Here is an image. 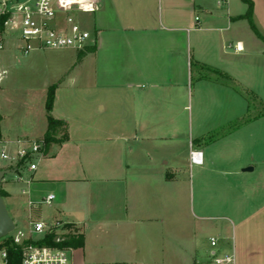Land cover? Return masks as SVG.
<instances>
[{"label": "crops", "instance_id": "obj_1", "mask_svg": "<svg viewBox=\"0 0 264 264\" xmlns=\"http://www.w3.org/2000/svg\"><path fill=\"white\" fill-rule=\"evenodd\" d=\"M252 1L255 20L263 2ZM94 2L59 13L61 23L89 13L92 29L77 20L90 32L81 56L75 48L47 54L58 80L45 87L57 85L52 114L67 122L68 139L43 151L36 170L8 168L15 174L2 189L16 227L21 196L32 217L29 201L53 193V209L35 219L67 222L84 236L72 264H164V224L185 219L193 264H208L213 251L264 264V42L237 23L245 12L233 13L235 0ZM71 91L89 92L108 127L56 114L60 94ZM0 133L1 149H11L14 140ZM192 150L202 151V164L191 162ZM212 218L223 223L199 254L198 229Z\"/></svg>", "mask_w": 264, "mask_h": 264}, {"label": "rangeland", "instance_id": "obj_2", "mask_svg": "<svg viewBox=\"0 0 264 264\" xmlns=\"http://www.w3.org/2000/svg\"><path fill=\"white\" fill-rule=\"evenodd\" d=\"M259 1L260 0H257L258 5H260ZM261 1L263 2L259 7L261 9L258 11V15L254 22L260 23L264 32V0ZM238 10H243L242 12H246L247 10V5L242 0H235L233 13L238 12ZM72 14L81 22L84 28L88 30L92 29L89 13L74 11ZM238 21L237 23H244L248 27L249 21L247 19L242 18ZM8 40L5 49L0 52V70L3 72V75L0 76V131L4 138L14 140L11 141V143L13 142L12 148L6 149L8 153L14 154L13 152L17 151L20 143L30 146L33 142H40L43 139V137H34V134H40L47 123L46 99L48 89L45 87V84L58 80V77H54L56 76L55 68H53L56 65V63L53 62L55 60L47 56V54L52 53V49L34 50L29 54H25L19 47L22 42L17 34L16 36L11 35ZM73 50L76 54L79 53V50ZM83 82V87H85V78ZM246 96L250 98L252 102L255 99V95L250 92ZM192 109L194 118L197 119L198 111L196 105H194ZM94 110H96V102L92 98V95L86 91H83L81 95H74L72 91L60 94L55 107L56 114L58 112H64L66 115L71 116L73 125L79 124L81 121L89 125L92 123H102L103 121V126L107 128L108 117L105 115L101 116L99 112L96 113ZM216 114L215 111L211 113L209 119L213 120L217 118L218 115ZM64 132L65 131L60 132L59 136H62ZM26 133L30 136L20 137ZM40 157L41 156L37 155L34 160L38 163V166ZM140 163L142 164V156ZM14 165V162L7 161L0 156L1 168L8 169ZM26 166L27 164H24L22 169L26 168ZM14 174L15 173L11 172L6 176H13ZM182 176L184 177L187 175L183 173ZM20 198L21 199L18 200V207L21 212L22 221L17 220V230L27 232L30 227L31 219L39 218L41 216L40 212L44 213L48 209H53L50 208L52 206L43 204L41 208L37 210H34L36 208L32 209V217H30L27 196L24 195ZM6 202L11 215L13 213L11 212L10 203L8 200ZM56 202L57 201L54 200L52 205H55ZM213 208L214 207H211L212 211L209 213L214 216L217 215L218 212L216 208ZM187 221L188 220L185 219L184 221L180 220L177 224H164L166 228L164 230L168 232L166 233L169 239L168 242L170 241L168 251L161 255L164 264H193V256L187 251V241L189 238ZM206 223H209L210 228L208 230L202 231L198 229L201 244V248L198 247L199 254L203 253L205 249L211 248L208 238L211 233H218L219 229H217V225L219 227L223 221L212 218L210 221H206ZM209 257L210 262L208 264H214V257L211 254Z\"/></svg>", "mask_w": 264, "mask_h": 264}, {"label": "built area", "instance_id": "obj_3", "mask_svg": "<svg viewBox=\"0 0 264 264\" xmlns=\"http://www.w3.org/2000/svg\"><path fill=\"white\" fill-rule=\"evenodd\" d=\"M219 6L228 4L229 0H216ZM94 6V0H0V52L8 43V38L16 34L22 44L19 45L25 54L34 50L75 48L83 49L90 38V32L83 29L72 13L65 17V22L59 21V13L70 11L73 8ZM198 19V18H197ZM1 62V59H0ZM3 72L0 70V76ZM43 141L33 142L27 146L20 143L17 151L7 152L1 149L0 156L15 163L25 160L30 170H36L38 163L34 160L37 155H43ZM192 163L202 164V151L192 150L190 153ZM22 193H28L23 189ZM55 194L51 193L39 201L30 200L31 208L41 207L43 204H52ZM64 221L30 220L27 232L13 231L0 241V264H10L9 247L7 239L22 249L21 264H72V250L70 246H60L43 242L50 232L60 234L55 239L57 243L65 240L62 235L70 233V227ZM212 246L217 245V238L211 237ZM211 255L214 264H235L234 254L219 256L216 251Z\"/></svg>", "mask_w": 264, "mask_h": 264}, {"label": "trees", "instance_id": "obj_4", "mask_svg": "<svg viewBox=\"0 0 264 264\" xmlns=\"http://www.w3.org/2000/svg\"><path fill=\"white\" fill-rule=\"evenodd\" d=\"M247 4L246 12L240 16V18H245L249 21L251 28L257 34V36L264 42V35L258 30L255 25L253 19V12H254V3L252 0H243ZM85 52L84 48L79 51V55L81 56ZM57 85L53 84L49 87L47 92V99H46V111H47V121L48 127L47 131L43 136V148L42 150L45 152L53 143H62L68 139V132L66 131L67 122L64 119H59L53 116L52 110L54 107L55 102V93H56ZM1 119V118H0ZM65 131L62 136H58L60 132ZM1 136V133H0ZM26 164L25 160H21L17 164V170L23 168L22 166ZM15 168V167H11ZM2 195L5 196V192L2 189ZM67 227H70L71 224H67ZM60 234L56 232H50L45 237L43 242L48 244H55L60 246H70V247H80L84 245V236L81 233H76L75 231L71 230L70 233L62 235L64 236L65 240L57 243L55 239L59 237ZM11 239H7V245L9 247V255H10V264H21V256H22V249L19 245L12 244L10 242Z\"/></svg>", "mask_w": 264, "mask_h": 264}, {"label": "water", "instance_id": "obj_5", "mask_svg": "<svg viewBox=\"0 0 264 264\" xmlns=\"http://www.w3.org/2000/svg\"><path fill=\"white\" fill-rule=\"evenodd\" d=\"M13 171L14 169H5L0 167V239L8 236L16 229V223L10 215L8 206L2 195L3 179L8 173Z\"/></svg>", "mask_w": 264, "mask_h": 264}]
</instances>
